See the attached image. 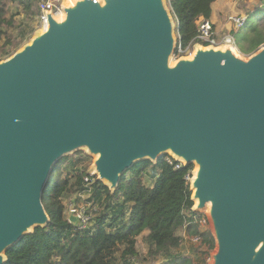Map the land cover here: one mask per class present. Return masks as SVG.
Returning a JSON list of instances; mask_svg holds the SVG:
<instances>
[{"label": "water", "instance_id": "1", "mask_svg": "<svg viewBox=\"0 0 264 264\" xmlns=\"http://www.w3.org/2000/svg\"><path fill=\"white\" fill-rule=\"evenodd\" d=\"M0 61V264L49 217L42 191L78 151L109 191L135 163L195 166L210 264H264V47L249 58L177 46L165 0H73ZM74 226L79 217L71 212Z\"/></svg>", "mask_w": 264, "mask_h": 264}, {"label": "trees", "instance_id": "2", "mask_svg": "<svg viewBox=\"0 0 264 264\" xmlns=\"http://www.w3.org/2000/svg\"><path fill=\"white\" fill-rule=\"evenodd\" d=\"M215 1L165 0L175 24L174 55L177 58L197 42L196 20L199 17L210 20ZM35 4L36 0H0V61L16 52L18 38L25 35L13 36L15 21L13 15H8L9 5L38 15ZM233 37L240 53L256 52L264 44V6L248 14ZM79 161L80 157L72 160L63 157L55 163L42 191V204L49 223L44 228H35L7 249L4 264L204 263L196 254L210 253L215 244L210 230L200 228L201 214L192 210L189 186L192 165L177 168L175 161L170 164L164 156L155 164L141 161L121 175L116 190L111 192L96 176L88 173L87 167H79ZM67 163L77 166L62 177ZM148 170L155 173L151 187L144 184ZM78 193L86 194L87 201L95 207L93 213H86L92 223L90 227L80 228L79 223L74 226L65 215L63 200ZM180 229H184L190 240L199 239L193 241L197 243L195 255L179 252L182 239L177 231ZM141 235L147 246L144 257L136 249V239Z\"/></svg>", "mask_w": 264, "mask_h": 264}, {"label": "rangeland", "instance_id": "3", "mask_svg": "<svg viewBox=\"0 0 264 264\" xmlns=\"http://www.w3.org/2000/svg\"><path fill=\"white\" fill-rule=\"evenodd\" d=\"M264 6V0H216L213 5V13H211V18L210 21L213 24L214 31L217 33V35L221 38L225 35L231 34L233 35L234 33L237 32L236 27L234 26V23L232 21V18H237V17H245L247 18L248 14L256 11L258 8ZM34 10H37L36 4ZM8 15H13L14 16V21H15V28L12 30V34L14 37L19 36L21 33H25L24 37L22 39L18 38L19 45L16 46V51L21 49L25 44H27L35 31L40 30L43 25L40 24L38 20V15L36 13H27L22 10L21 7L16 6V5H9L8 7ZM240 44V43H239ZM197 47V46H196ZM196 47L190 48L186 53H183L184 55L182 57L189 58L192 56L194 53ZM203 47V46H200ZM264 47V44L261 45L257 50L261 49ZM205 48V47H203ZM255 52V51H254ZM253 52V53H254ZM236 55L247 59L251 54H243L236 49L235 51ZM178 58L172 54L170 58V65H173ZM84 152V151H83ZM85 153V152H84ZM68 159H78L80 157V161L77 164L79 167H87L88 168V173L92 176L93 172L91 171V166L92 163L95 159L93 156H89L86 153L84 155L79 156L77 153H73L69 156H67ZM65 164L63 166L64 172L62 177L67 172H70L73 167H76L77 165H68ZM195 170V166H193V171ZM192 171V173H193ZM154 172L151 170H148L146 174L144 175V184L146 186L151 187L153 185V179L152 176H154ZM129 176V174H128ZM192 178V176H191ZM152 182V183H151ZM149 183H151L149 185ZM87 195L86 194H73L70 195L69 197H66L63 200V203L65 205V215H68L69 213L67 212V209L69 210V206L72 208H75L77 210H82L85 213H93L95 207L91 205L87 201ZM202 217H206L207 223L200 225V228L202 230L209 229L210 230V223L207 218V213L206 211L199 212ZM92 223H88V227H90ZM177 235H179L182 239L181 246L179 248V252L193 256L195 255L194 248L197 246V243L193 242L189 238L186 237L184 229H180L177 231ZM215 248V247H214ZM136 249L141 255V257H144L147 251V246L145 245L143 241V235L139 236L136 239ZM214 249L210 251V253H206L205 255H202L197 253L196 258L198 260H204L203 264H210L211 263V255L213 254ZM200 255V256H199Z\"/></svg>", "mask_w": 264, "mask_h": 264}, {"label": "built area", "instance_id": "4", "mask_svg": "<svg viewBox=\"0 0 264 264\" xmlns=\"http://www.w3.org/2000/svg\"><path fill=\"white\" fill-rule=\"evenodd\" d=\"M72 1L73 0H36V7L38 10V20L40 24L43 26L46 24V14L47 13L51 14L52 17L55 19L61 17L63 15V9H62L63 3H71ZM245 20H246L245 17L232 18L234 26L236 27L237 30L244 25ZM196 27L198 31V35L196 37L197 42L193 45V47H196V46H203L205 48L207 47H212V48L230 47L234 52L236 51L237 47H236L233 35L228 34L220 38L217 35V33L214 31L213 24L210 20L204 19L203 17H199L196 20ZM188 50L190 49L189 48L185 49L184 53H186ZM164 157H166V160L170 164L172 163V161H175L177 163L176 165L177 168H179L180 166H184L183 162L177 161L172 156L166 155ZM191 176H192V173H191ZM190 179L191 177L189 178V181ZM87 180L88 179L86 178L85 181ZM67 212L69 214L73 212L74 215L79 217V227L80 228H86L88 226L89 217L86 215L84 211L77 210L69 206V210L67 209ZM198 223L200 225L206 224L207 223L206 217H201L198 220ZM198 240H199L198 238H193V241L195 242H197Z\"/></svg>", "mask_w": 264, "mask_h": 264}, {"label": "crops", "instance_id": "5", "mask_svg": "<svg viewBox=\"0 0 264 264\" xmlns=\"http://www.w3.org/2000/svg\"><path fill=\"white\" fill-rule=\"evenodd\" d=\"M211 9H212V8H211ZM212 11H213V9H212ZM212 13H213V12H212ZM152 179H153V178H152ZM153 181H154V179H153ZM153 181H152V182H153ZM152 182H151V183H152ZM151 183H149V185H150Z\"/></svg>", "mask_w": 264, "mask_h": 264}]
</instances>
